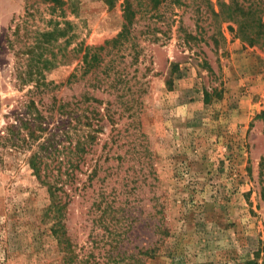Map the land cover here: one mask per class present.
<instances>
[{
	"label": "rangeland",
	"instance_id": "rangeland-1",
	"mask_svg": "<svg viewBox=\"0 0 264 264\" xmlns=\"http://www.w3.org/2000/svg\"><path fill=\"white\" fill-rule=\"evenodd\" d=\"M62 1L0 0V264H264L263 41L243 42L201 0H130V34L115 45L123 0ZM85 48L99 55L86 75ZM49 139L64 153L39 148ZM38 151L63 163L61 217L29 166Z\"/></svg>",
	"mask_w": 264,
	"mask_h": 264
},
{
	"label": "trees",
	"instance_id": "trees-1",
	"mask_svg": "<svg viewBox=\"0 0 264 264\" xmlns=\"http://www.w3.org/2000/svg\"><path fill=\"white\" fill-rule=\"evenodd\" d=\"M54 3V6L56 7H61L65 3L62 0H51ZM113 1L115 0H104L105 4L108 5L110 8L113 7ZM158 0H154V3H157ZM205 6L207 7L209 13L211 14L212 17L214 18H220L224 17L226 19V22H232L235 24L237 27L235 30L233 28H230L232 32H235L238 38H240L243 42H247L249 44H256L260 43L259 41L262 40V44H264V5L261 2V6L258 7V3H256L255 0H252V2L249 3L248 6H246L244 1L239 2L238 0H229L228 3L225 2H219V12H216L212 4L209 0H201ZM122 9H123V17H124V24L122 26L121 32L117 35V37L111 41L112 44H118L122 40H126L128 35L130 34V30L133 24V14L134 10L132 8V3L130 0H123L122 4ZM223 10V11H222ZM226 12L225 15H222L223 12ZM65 28H59V24L55 23V28H53L52 31L50 32H45L42 34V37L44 39V43H49L51 41H57V37L60 36H66L68 32L70 31L71 24L70 22H65ZM110 44V43H109ZM98 50H102V48H99ZM91 49L90 48H85V53L83 55V66H84V75L88 74L92 68L98 65L99 62V55L97 52H94L90 54ZM91 101L92 103L99 104L101 101L91 98L87 96V102ZM97 102V103H96ZM107 105H110L107 103ZM62 107V106H61ZM89 110L87 111V114L89 116L84 117L85 118V126L91 128L92 119H96L95 121L98 122L99 118L101 117L100 112L97 111V107L95 108L91 104L86 107V109ZM104 111L109 112L108 109H103ZM36 115H39V111L35 110ZM92 114V116L90 115ZM100 115V117H99ZM108 119L110 122L113 121V114H108ZM261 117L264 120V113H262ZM41 128L39 127H34L33 129L28 128V140H36L39 135L37 134L38 132H41ZM9 136L10 138L8 141H10L14 146L19 145L17 143L18 140L16 139V136L21 137V132H16L14 127L11 125L8 128ZM95 132V131H94ZM67 133V132H66ZM95 136L91 133H89L86 136H81V138L74 144V151L70 152L75 156L74 161L71 160L70 156L68 155V158L70 159L69 162V168L68 171L64 174L67 177L73 178L75 173L73 174V171L79 167L80 162L83 163L85 157L83 156L89 151V147L94 143L95 141ZM22 144L28 143L26 139H21ZM51 143H50V142ZM47 144L46 147L44 144H41L39 146L40 149H42L46 153L53 154L54 156H59L60 154L64 153V149H57L54 147L53 150V145L56 144L53 140L49 139L46 140ZM50 143V145H48ZM61 151L63 153H61ZM45 153V154H46ZM44 156L41 154L39 151L37 153H33L30 158H29V166L32 169L36 179L39 181L40 184H43L47 187V191L49 193V197L51 199V204L49 205L48 211L54 212L57 214L58 217L62 216V210H63V205L61 204V198L62 196L59 195L61 192L62 194H65L61 187H58V177H61L62 175V162L59 160L53 165H48L47 163L44 162ZM58 165V166H57ZM56 170V171H55ZM55 172L59 174H55ZM71 182V181H70ZM59 226V228H52L51 232L53 235L57 236V239L59 238V242L61 244H65L67 252H71V245L68 244L69 241L65 237V234L63 236V227L62 225L60 226L59 222H55ZM155 253V248L148 249L144 252L141 253V255L147 256L151 258ZM133 261L136 263L138 262V259L135 257H131Z\"/></svg>",
	"mask_w": 264,
	"mask_h": 264
}]
</instances>
